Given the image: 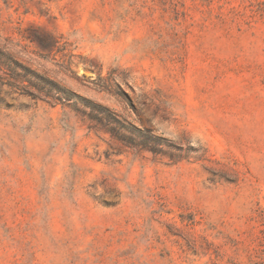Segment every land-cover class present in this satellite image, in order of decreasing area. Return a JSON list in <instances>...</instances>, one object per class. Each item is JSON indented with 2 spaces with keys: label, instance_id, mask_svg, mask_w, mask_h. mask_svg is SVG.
<instances>
[{
  "label": "rangeland",
  "instance_id": "374dc122",
  "mask_svg": "<svg viewBox=\"0 0 264 264\" xmlns=\"http://www.w3.org/2000/svg\"><path fill=\"white\" fill-rule=\"evenodd\" d=\"M0 264H264V0H0Z\"/></svg>",
  "mask_w": 264,
  "mask_h": 264
},
{
  "label": "trees",
  "instance_id": "16d2710c",
  "mask_svg": "<svg viewBox=\"0 0 264 264\" xmlns=\"http://www.w3.org/2000/svg\"><path fill=\"white\" fill-rule=\"evenodd\" d=\"M65 99H68V98H66L65 96H63ZM100 123L102 124L103 122H102V120L100 121ZM105 125H107V124H105ZM104 125V129L106 130V131H108L109 133H111L112 135H114V136H118L119 134V132L115 129V128H111V127H106ZM139 132H143L142 130H140L139 129ZM145 132V131H144ZM121 138V137H120ZM122 140H124L126 143H128V144H130V145H133V146H137V147H139V148H142V149H146V150H151V148H150V146H149V143H150V140H147V139H144V140H140V141H138V142H131V141H129V140H125V139H123V138H121ZM155 140H157V139H159V137L157 136V137H155L154 138Z\"/></svg>",
  "mask_w": 264,
  "mask_h": 264
}]
</instances>
